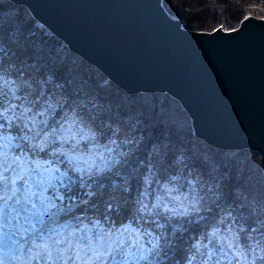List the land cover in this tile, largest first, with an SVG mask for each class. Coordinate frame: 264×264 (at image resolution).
I'll list each match as a JSON object with an SVG mask.
<instances>
[{
    "label": "snow or ice",
    "instance_id": "6c2138e0",
    "mask_svg": "<svg viewBox=\"0 0 264 264\" xmlns=\"http://www.w3.org/2000/svg\"><path fill=\"white\" fill-rule=\"evenodd\" d=\"M13 59L17 67L7 74L13 79L0 60V231L10 230L27 264H163L157 257L162 249L171 251L176 234L169 221L195 210L202 195L189 185V196L179 202L157 195L151 203L146 187L133 199L128 177L135 165L128 156L138 149L135 131H125L120 142V128L106 125L78 97L57 92L51 71L19 53ZM157 152L156 164L166 171L168 146ZM217 203L228 207L227 199ZM228 211L220 244L213 243V231L208 246H195L197 264H224L230 256L235 261L233 251L250 253L249 264H264V215L254 216L242 201Z\"/></svg>",
    "mask_w": 264,
    "mask_h": 264
},
{
    "label": "trees",
    "instance_id": "16d2710c",
    "mask_svg": "<svg viewBox=\"0 0 264 264\" xmlns=\"http://www.w3.org/2000/svg\"><path fill=\"white\" fill-rule=\"evenodd\" d=\"M162 3L169 15L195 31L212 32L221 25L230 31L238 28L248 15L264 18V0H162ZM0 49L7 79L14 78L7 74L17 67L13 57L19 53L28 63L38 62L40 68L53 73L51 79L57 85V92L63 90L78 97L82 104L91 105L106 125L120 128V142L127 138L125 131L128 136L135 131L139 138L138 149L128 156L135 165L128 177L133 199H136V190L143 194L146 187L150 194L145 199L154 203L158 193L169 198L167 185L175 184L182 191H188L189 184L195 185L203 199L195 210L189 208L187 215H177L169 221L176 234L171 236L170 233L171 251L162 249L157 257L163 264H197L200 257L193 255L198 245L196 241L208 246L209 237L216 231L218 235L213 243L219 245L228 230L231 220L228 209L233 204L242 201L252 209L254 216L264 215L261 154L250 148H220L199 137L189 112L170 93L126 91L99 67L72 50L36 19L26 5L12 0H0ZM19 67L26 64L20 63ZM162 144L167 145L170 152L171 163L166 171L156 164L157 150ZM226 199L228 207L219 209L217 202L224 204ZM254 226L259 228V221ZM224 243L230 241L224 239ZM257 254L260 255L259 250ZM237 258L228 261L238 264Z\"/></svg>",
    "mask_w": 264,
    "mask_h": 264
},
{
    "label": "water",
    "instance_id": "95a60500",
    "mask_svg": "<svg viewBox=\"0 0 264 264\" xmlns=\"http://www.w3.org/2000/svg\"><path fill=\"white\" fill-rule=\"evenodd\" d=\"M12 1L126 91L179 99L208 143L257 150L264 171V18L205 32L185 28L162 0Z\"/></svg>",
    "mask_w": 264,
    "mask_h": 264
},
{
    "label": "rangeland",
    "instance_id": "374dc122",
    "mask_svg": "<svg viewBox=\"0 0 264 264\" xmlns=\"http://www.w3.org/2000/svg\"><path fill=\"white\" fill-rule=\"evenodd\" d=\"M182 22V21H181ZM89 147H91V145H89ZM189 185H191V186H194L195 187V185L192 183V184H189ZM188 185V186H189ZM167 188L168 189H172V190H174L175 192H171V191H166V194L169 196V199H171L172 197H175L176 199H177V201L179 202V200H180V198H182V197H188V195H189V191H187V190H185V191H182V190H180V189H178L177 188V185H175V184H173V185H167ZM180 193H182V195H180ZM157 195H161V194H157ZM171 197V198H170ZM155 202V201H154ZM8 231H10L7 227H5L2 231H0V251H3L2 253L0 252V260L2 261V258H3V256H4V254L6 253V252H10L11 251V249H12V243L14 242H11L12 241V239H13V237L11 236V233H7ZM9 236H11V240L9 241L8 240V238H10ZM6 240H8V244H10V245H8L5 249H4V245H5V242H6ZM196 243L197 244H199V242L198 241H196ZM207 244H208V241H207ZM257 255H259V254H257ZM232 256H234V257H236V256H238V264H249V261H251L252 260V256L250 255V256H248V255H241L239 252H237V251H233L232 252ZM229 259H232V257L230 256V257H228L227 258V260L226 261H224V263L225 264H230L229 263ZM24 264H27V260L25 259L24 261ZM19 263H20V261H19ZM0 264H2V263H0ZM12 264V263H11Z\"/></svg>",
    "mask_w": 264,
    "mask_h": 264
}]
</instances>
